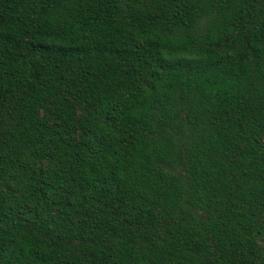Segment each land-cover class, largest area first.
Listing matches in <instances>:
<instances>
[{
  "label": "trees",
  "instance_id": "1",
  "mask_svg": "<svg viewBox=\"0 0 264 264\" xmlns=\"http://www.w3.org/2000/svg\"><path fill=\"white\" fill-rule=\"evenodd\" d=\"M0 264H264V0H0Z\"/></svg>",
  "mask_w": 264,
  "mask_h": 264
}]
</instances>
